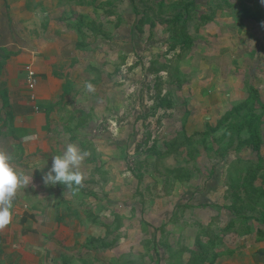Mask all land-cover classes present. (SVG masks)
<instances>
[{
	"label": "rangeland",
	"instance_id": "374dc122",
	"mask_svg": "<svg viewBox=\"0 0 264 264\" xmlns=\"http://www.w3.org/2000/svg\"><path fill=\"white\" fill-rule=\"evenodd\" d=\"M163 1L166 6L178 2L182 3L181 6L183 3L192 4V20L187 22L191 27L202 24L198 31L201 35H195L193 47L187 52L176 50L166 53L163 43L168 35L154 13L156 25L151 28L145 25L143 34L137 36L132 31L136 27V16L131 13L130 0H97L95 3L101 5L100 18L107 22L105 29L108 26L109 32L106 29V35L110 36V28L113 30L116 25L122 26L123 34L129 33L124 35L128 39L123 41L124 51L118 60L107 58L106 65L99 63L91 69L87 67V77L89 72L94 75L89 81L100 91L95 95L87 93V115L77 109L73 116L78 118L76 126L73 127L76 120L66 116L72 127L65 129L74 131L69 134L63 131L57 140L46 131V153L40 151L39 160L36 149L28 155L36 160L29 159L26 165L34 166L39 175L35 171L27 174L32 176L33 184L26 192L27 203H33L31 199L37 194L41 197L46 195L44 199L52 203L49 196L52 190L45 188L41 192L39 187L45 184L42 177L51 168L53 156L62 154L69 143H76L90 153L81 166L85 177L83 185L76 193L71 191L84 200L79 212L85 214L82 215L83 221L84 217L87 219V241L83 242L87 246H79L75 252L76 263L182 264L190 260L189 250L196 249L193 245L197 236H201L204 245L212 241L215 252L226 251L252 237L239 238L234 233L241 230L240 220L224 208H231L233 194L241 197L249 194L255 200L254 207H258V195L259 202L264 203L261 193L264 192V122L259 123L260 150L255 151L247 144L239 150L229 149L230 136L226 134V127L220 126L210 133V127L216 125L217 119L224 114H218L217 107L212 112L197 108L191 95H184L185 90H182L185 82L192 79L197 66H201L202 59L208 65L220 66V74L227 80L231 73L228 70L233 67L228 69L229 54L224 48L218 50L220 53L215 50L219 49L218 40L221 44L229 41L225 36H234L243 22L238 15V0ZM225 9H230L224 14L229 13L232 21L217 28L216 32L221 33L219 36L212 32L210 23L204 25L198 21L202 14L215 15V12ZM163 13L168 19L173 16ZM245 22L251 36L244 37V49L238 52L249 53V57L252 54V57H241L240 64L234 67L238 70L245 67L249 73V64H255L257 68L252 77L260 79L258 64L264 67V24L262 21ZM149 29H152L151 35ZM189 33L193 35L195 30L191 29ZM178 62L183 64L182 72L186 74L177 87L174 85V68ZM112 63H115L114 67ZM150 63L156 69L151 71L159 75L156 76L158 80L148 72ZM160 65H166L165 72L157 69ZM166 92L168 96L164 95ZM244 96H226V105H233ZM161 99L169 100L171 105L161 106ZM59 112L55 114L54 121L60 124L63 118ZM259 112L260 109L255 113ZM227 123H234V120ZM203 132L209 136L202 138ZM178 135L180 139L175 141ZM191 140L194 143H190ZM236 141L237 138L234 146ZM190 150L193 151L189 153ZM21 165L25 163L22 161ZM59 186L62 191H67L64 185ZM241 202L244 205L246 201ZM36 207L35 203L22 208L30 210ZM42 208L46 211L47 207ZM247 212L254 214L251 210ZM49 213H40L47 226L52 219V216L47 218ZM235 218L236 225L225 231L227 223ZM28 241L39 246V241ZM26 247L31 250L30 246ZM47 248L49 251H43L46 254L41 255V261L72 264L68 250L64 252L61 246L52 244ZM30 253L28 251L26 255ZM29 261H33L32 256Z\"/></svg>",
	"mask_w": 264,
	"mask_h": 264
},
{
	"label": "crops",
	"instance_id": "0c3cea01",
	"mask_svg": "<svg viewBox=\"0 0 264 264\" xmlns=\"http://www.w3.org/2000/svg\"><path fill=\"white\" fill-rule=\"evenodd\" d=\"M96 1L0 0V63L2 64L0 70V150L9 151L13 156V166L17 170H22L26 175L31 171L38 173L34 166L30 165L28 167L26 164L29 159L36 160L37 158L39 160V155L46 153V131L51 132L57 140L60 137L59 134L63 131L66 134L74 131L65 129V127H72L70 122L66 120L67 117L76 120L73 124L74 127L78 120L77 117H73L77 109L82 110L87 115L88 92L85 90L84 84L85 82H91L89 80L94 77L92 72H89L87 77V67L91 69L92 66L99 63L106 65L107 58L117 59L124 51L123 41L128 40L124 35H129V33L123 34L122 26L116 25L113 30L109 27L110 36L106 35L108 26L106 29L105 26L107 22H103V19L100 18L101 5L95 3ZM130 1L132 3V0ZM263 2L264 0L260 2V8L264 12ZM174 6L176 8H174L173 13L167 9L163 12L173 14L172 18H174L182 7L180 2ZM232 7L234 6L232 5ZM138 8L141 9L140 6ZM154 9L150 13L151 21L139 25L137 20L140 15H135L131 4V13L136 16V27L132 31L140 36L143 34L145 25L149 28L154 27L156 25L153 22L154 13V16L160 21L159 24L162 25L168 35L166 42L163 43L165 52H173L168 51L167 48L170 37L173 36V31H176V28L165 25L162 20H168V18H165L164 13H160L158 8ZM225 11L230 12V9H225L217 14L215 12V15L211 14V19L204 24L210 23V28H213L212 32H215L217 36L221 35V33L216 32L217 28L222 23L232 21L231 15L229 13L224 14ZM241 20L243 22L238 26L239 30H236L235 35L228 34L225 36L229 41H224L222 44L218 40L217 46L219 49L215 50V52H218L220 48L226 49L225 52L230 57L228 69L234 67V65L237 67L241 62V57H252V54L249 57V53L242 52L239 54L238 52L244 49L246 39L244 37L251 36L247 27L244 26L246 25L245 21L250 19L241 16ZM182 21L187 20L180 19L177 25H189L187 22ZM198 21L200 23V16ZM259 21L264 24V19ZM200 28L201 26H199ZM152 29L148 30L149 35L152 34ZM188 29L195 30L193 36L201 35L198 34L199 29L197 31L195 26L191 27V24ZM107 31L109 32L108 29ZM190 49H182V51L187 52ZM28 65L32 67L37 75V84L34 89L36 98L34 101L29 99V91L25 85V67ZM112 65L114 67L115 63H112ZM188 65L189 63L186 64L187 67ZM200 65L199 68L197 66L192 79L185 82V86L182 88V90H185L184 95L186 93L191 95L193 102H195L194 106L197 108L212 112V109L217 107L218 114L223 115L226 110H230L247 100L250 87L258 91L259 102L261 107H264L263 65L258 64L260 79L257 76L255 79L254 75L252 77L257 66L249 64L251 65L247 69L249 73L246 72L245 67L244 70H241V67L239 70L236 67L229 69L228 71H231V73L227 76V80L222 78L220 74L222 68L220 66L213 63L208 65L203 59L200 60ZM207 65L208 67H206ZM175 66L174 76L176 82L174 85L178 87L179 80L184 79L183 76L186 73L182 72L183 64L181 62H178ZM252 66H254V70H252ZM148 67L150 76L153 78L159 76L151 71L152 69L156 71L151 67V63ZM165 68L166 65H160L157 69L165 72ZM261 82L263 83L261 84ZM65 83L68 84V89L64 92L63 84ZM171 84H173L172 81ZM95 89V92L89 94H98L100 90L96 87ZM223 91L227 93L223 94ZM242 94L245 96L242 99L239 98L238 102L233 105H226V96L236 97ZM164 95L168 96L169 94L166 92ZM4 99L7 102L5 108L3 107ZM255 109L263 110L258 104L255 105ZM58 111H60V118H63L60 124L56 120L54 121L55 114ZM263 120L264 114L259 123H263ZM41 127L42 131H40ZM35 149L38 151L37 157H29L28 155L32 154ZM22 161L25 165H21ZM32 185L30 184L18 190L13 200L12 222L0 231V264H59L56 261L45 263L40 259L42 254H46L44 252L49 251L47 246L50 244L61 246L64 252L68 250V255L71 257L69 261L72 260V264H83L81 262L76 263L75 252H78L79 246H87V244L83 245V242L86 243L87 241V235L85 234L87 233V219L84 217L83 221L82 215L85 214L82 213L83 211L79 212L80 207L84 205L82 203L84 200L79 199L77 195H73L76 192L69 191L65 186L64 190L67 191H62L60 184L51 188H49L50 185L41 184L39 187L41 192L45 191V188L46 190H52V195H49L52 203L44 199L46 195L41 197V194H37L31 199L34 201L33 203H27L29 198H27L26 192ZM78 190H80L79 187ZM35 203L37 207L34 209L26 210L22 208L26 204L33 206ZM41 205L44 208L47 207L45 208L46 211ZM48 207L51 209L49 210ZM41 212L44 214L50 212V215H47V218L52 216L49 226L46 225V222L44 225ZM85 212L87 214V211ZM251 225L253 226L252 234L242 238L252 237L244 243L229 248L226 253L215 260L214 264H264V240L257 239L255 224ZM29 239L39 241V246L32 244L28 241ZM23 242L25 243L23 244ZM26 245L30 246L31 250H28ZM193 246L197 249L195 242ZM28 251L31 253L26 255ZM31 256L33 258L32 262L29 261Z\"/></svg>",
	"mask_w": 264,
	"mask_h": 264
},
{
	"label": "trees",
	"instance_id": "16d2710c",
	"mask_svg": "<svg viewBox=\"0 0 264 264\" xmlns=\"http://www.w3.org/2000/svg\"><path fill=\"white\" fill-rule=\"evenodd\" d=\"M262 0H238V7H239V15L242 17H246L250 20L259 21L263 20L264 12L260 8V2ZM132 8L135 15H140L137 24L143 25L145 22H150V13L153 12L154 8H158L160 13L163 10L167 9L170 10L172 13L174 5L166 6L163 0H132ZM184 5L181 7L180 12H177L175 17L172 19L162 20V22L166 25H171L173 28H176V31H173V36L170 37V42L168 44V51L178 50H187L190 49L193 45V41L196 36L190 35L188 27L190 25H183L180 24L179 26L177 23L180 19L184 20H192L191 11H192V4L183 3ZM182 5V3H181ZM140 6L141 9L138 8ZM185 17V18H184ZM210 15L202 14L200 16V23H205L206 21L210 20ZM187 22V21H182ZM188 23V22H187ZM94 25V24H93ZM199 25H195L196 30L198 31ZM141 32V31H140ZM200 37V36H199ZM2 69V64L0 63V70ZM158 80V78H156ZM156 80V82H157ZM68 89V84H63V91L65 92ZM249 96L247 100L241 102L236 107L231 108L223 117L217 120L216 125L210 127V133L215 132L218 130V127H226V134H229L230 140L228 148H235L239 150L244 145L252 146L253 150L258 151L261 147V140L258 134L259 131V122L264 114V107H261L259 102V95L258 91L253 87L249 88ZM64 96V94H62ZM6 100L4 99L3 107H6ZM164 104L169 107L171 104L169 100L161 99L160 105L163 106ZM260 105L261 110L259 113H255L257 110L255 109V105ZM245 111V113H242ZM231 119L234 120V123H227ZM227 124V126H226ZM209 136L207 132H203L202 138H206ZM235 137V138H234ZM237 138L236 144L234 146V141ZM180 136L178 135L175 138L179 140ZM190 143H194V140H191ZM183 144V143H182ZM181 144V145H182ZM168 147V144L166 145ZM193 150H190L191 153ZM226 152V149L224 150ZM223 153L222 155H224ZM261 161H259L260 163ZM253 190V189H252ZM255 191V190H254ZM264 195V192H261ZM231 208L224 207L225 209H229L234 217H238L237 220H240L241 230H237L234 233L239 237L242 238L244 236H249L252 234L251 224H255L256 233L255 236L257 239L264 240V203L261 204L259 202V195L256 201H258V207H254L252 204L255 201L249 194H245V196L241 197L239 194L234 193ZM241 200H245L246 202L243 205ZM239 205L236 207V204ZM248 211H252L254 214H246ZM235 219H232L230 222L227 223L226 227L224 228L225 231L229 230L235 223ZM236 225V224H235ZM262 228V229H260ZM201 236H197L195 240V244L197 249L189 250V258L190 260L182 263V264H214L215 260L220 257L225 252H215L214 246H212V241L207 242L206 245L203 244L202 240H200ZM218 238V237H217ZM181 264V262H179Z\"/></svg>",
	"mask_w": 264,
	"mask_h": 264
},
{
	"label": "clouds",
	"instance_id": "9594fccd",
	"mask_svg": "<svg viewBox=\"0 0 264 264\" xmlns=\"http://www.w3.org/2000/svg\"><path fill=\"white\" fill-rule=\"evenodd\" d=\"M84 88L89 93L96 90L91 82H85ZM89 155L87 150H82L76 143L67 144L62 154L53 156L51 168L42 177L43 182L53 186L62 184L73 192L77 191L85 179L81 166ZM12 160L9 151L0 150V231L12 222L13 200L18 190L32 182V176L17 170Z\"/></svg>",
	"mask_w": 264,
	"mask_h": 264
},
{
	"label": "built area",
	"instance_id": "2783aa9c",
	"mask_svg": "<svg viewBox=\"0 0 264 264\" xmlns=\"http://www.w3.org/2000/svg\"><path fill=\"white\" fill-rule=\"evenodd\" d=\"M25 71H26L25 85L27 90L29 91L28 97L31 101H34L36 98L34 89L37 84V75L35 71L32 69V67L29 65L25 67Z\"/></svg>",
	"mask_w": 264,
	"mask_h": 264
}]
</instances>
